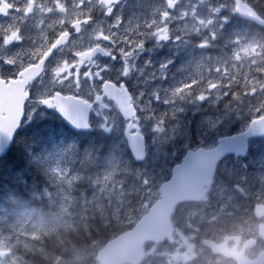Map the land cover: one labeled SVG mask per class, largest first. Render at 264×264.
I'll list each match as a JSON object with an SVG mask.
<instances>
[{
    "label": "clouds",
    "instance_id": "clouds-1",
    "mask_svg": "<svg viewBox=\"0 0 264 264\" xmlns=\"http://www.w3.org/2000/svg\"><path fill=\"white\" fill-rule=\"evenodd\" d=\"M66 3L67 0H63L61 7ZM118 3L119 0H96L93 8L111 17L119 26L123 19L114 11ZM176 3L178 0H172L169 7ZM261 23L264 24V21ZM23 40V34L18 32L8 46ZM49 47L50 43L45 41L31 56L36 63L45 60L41 70L29 82L30 95L34 92L38 101L54 95L57 90L70 89L76 83L72 78L76 73L71 72L70 66L57 63L52 67L51 54H47L46 58ZM231 59L241 63V66L248 65L243 82L233 77L232 88L228 91L218 86L214 93L211 89L207 93L204 89H196L190 94L189 98L199 103H203L200 100L203 95L216 112L215 121L205 117L198 125L203 135L212 133L231 119H243L249 113H252V119L257 118V113L264 116V34L249 35L235 41ZM5 63L14 68L18 65L16 57L6 58ZM26 66L20 64V70ZM216 83L219 85L220 82ZM148 135L145 133L146 137ZM178 138H182V130L177 132V136L170 137L161 120L151 129V141L145 140L143 157L121 149L119 156L109 154L97 159L93 164L95 170L86 173L82 181L88 189L94 190L93 198L85 199L82 193L71 213L67 209L62 210L67 218L62 225L63 232L55 237L57 247H48L52 238L49 231L37 232L31 241L17 236L10 243L0 245V264H95L98 236L131 222L137 214L143 216L149 202L153 206L159 202V189L146 167L150 150L164 144L175 146ZM97 192L102 195L96 196ZM194 202L199 208L184 211L182 216L177 215L176 206L169 209L172 231L158 238L162 248L155 245L145 247L139 264H169L168 254L171 253L179 254L180 264H219L221 258H228L230 249L223 239L229 234L228 228L245 217L260 220L256 209L264 208V157L260 158L258 165L251 166L245 161H240L239 167H229L216 161ZM20 232L23 235V229ZM213 239L217 241L215 247H206ZM250 239L255 241L254 248L264 250V235L254 233Z\"/></svg>",
    "mask_w": 264,
    "mask_h": 264
},
{
    "label": "rangeland",
    "instance_id": "rangeland-1",
    "mask_svg": "<svg viewBox=\"0 0 264 264\" xmlns=\"http://www.w3.org/2000/svg\"><path fill=\"white\" fill-rule=\"evenodd\" d=\"M181 2V6L185 7L186 9H191L196 7L199 3L202 5V7L199 9V14L198 16L200 17V19L198 20V40H197V49L199 50V52L197 53L198 55V64L196 67V74H197V86L194 89V91L196 89H204L205 92L207 93V91L209 89L212 90V92L214 93L215 90L217 89V87L219 86L220 88H222L223 91H228L229 88H232V83L231 81L233 80V77L239 79V71H235V66L240 65V71L242 68V71H248V65H243L241 66V63L236 62L234 60L231 59V54H229V56H227V54H224L223 56H221L220 53H216V54H210L208 51V55H205V51H203L202 49L205 48L203 46L204 43H208L210 41H212L213 36H215L214 34H209L205 32V28H210L209 25L213 24V21H216L217 19V15L220 14L222 11H224V4L223 3H219L218 6H216L214 3H212L211 1H208L207 3H205L204 0H180ZM204 23V24H202ZM237 40H242L243 38H246V36L243 34L240 38L238 36H236ZM196 46V45H194ZM231 60V61H230ZM196 61V62H197ZM230 61V63H228ZM188 64V63H186ZM226 66H228V68H226ZM231 68V69H230ZM241 71V72H242ZM209 77V78H208ZM217 81H219V85H217ZM211 82V83H209ZM237 87V85H236ZM190 86L187 85L184 90L181 89L179 91L178 94L175 93H171L169 94V97L171 98V100H174V98L177 96V102L184 99L185 97L188 98V95L191 94V92L187 91L186 89H189ZM200 100L203 102L208 103V101L205 99V97L203 95L200 96ZM175 101V100H174ZM203 103H199V102H194L193 103V108H192V112L195 114H200L201 118L198 120L197 124H196V131L194 133L197 134V139L199 140V143H203V146H207V145H211L213 144L216 139L219 137V135H217L218 133H220L222 131V129L224 127H226V125L228 127H231V125L233 124H240V121L237 119L235 121H228L227 124H223L222 126H218L217 130L213 131L212 133H209L207 135H203L199 130H198V125H200L201 121L205 118L208 117L210 118L212 121H215L216 119V114L212 116V114H207L206 111H200L198 112V110L200 109V106ZM208 106H210V104H207ZM184 114H189V109L187 108L186 110H184ZM173 113H175V115H173ZM166 116H173L169 118V122L170 124L174 123V119L177 117L178 115V111L177 110H166L165 111ZM105 123V119L102 122H97V124L100 127H105L108 131H112V130H116L118 127V124L116 122L110 121L111 124H104ZM242 123V122H241ZM182 125H186V124H182ZM143 128L149 132L151 134V125L149 123H145L144 125H142ZM164 126L167 129V135L170 137H174L177 136V132L179 130H177V127H174V125H167L164 124ZM145 133V132H144ZM184 136L183 138H178L177 142L175 144V146H173L172 144H167L170 145L169 149H164V148H168V146L163 147V145H158L154 148H152L151 151V155L150 158L146 164V167L149 169L152 179H153V183L155 184V186L157 188H159V186L162 183V180L167 176V171L170 170L172 168L173 163H177L178 162V156L181 155V151H183L184 149H189V144L190 142L193 140V132L192 130L188 133L185 132L183 133ZM182 134V135H183ZM187 136V138L185 137ZM36 141L37 142H42L43 141V135L38 133L36 136ZM193 142H195L193 140ZM118 156V155H117ZM260 156H257L256 158L251 157L249 158V164L250 165H258L260 162ZM238 161H233L230 162L228 164L229 167L238 164ZM53 169H58L56 165L53 166ZM0 174L1 176H4L5 178L8 177H15L17 178L18 181L23 182L24 187H30L32 185L29 186V181L26 179L25 177V172L20 170V169H16L13 166H8L5 169L2 170V168H0ZM68 176V174H64L61 170H56V176H55V183H59L60 187H59V195H60V201L58 203V208H60L59 212L56 213H48L49 218H45L39 221H31L29 223L27 222H22V226L20 227H15L18 223V221L20 220V218L18 216H16L15 213H8L5 210L0 209V245H4L7 243H10L12 241L11 237L14 236L15 234H17L23 227H25L26 231L25 234L27 235V240L29 241L30 236L35 237L37 232H40L42 229H45V227L47 225H49V223L51 221H55L58 222L59 224L63 225L64 221L66 220V216L63 214L62 210L63 209H67L68 210V198L70 196V194L73 191V182L68 180V178L66 177ZM35 185V184H34ZM36 189L33 187V191H35ZM13 193H10L13 197L17 196L19 198V200H22V192H21V188L19 186L14 187ZM152 202H149L146 206V209L149 208L151 206ZM197 207L195 206L194 209H196ZM5 209V208H3ZM54 209V208H53ZM189 209H192V206L189 205H184L180 208L179 212L177 213L178 215L182 216L184 211H187ZM69 213H71L72 211L69 210ZM44 226V227H43ZM250 224V228L252 229L253 232L256 231V227ZM19 230V231H18ZM175 253H171L169 254V256L171 258L174 257ZM179 261H180V257H179ZM220 264H228L224 261H222Z\"/></svg>",
    "mask_w": 264,
    "mask_h": 264
},
{
    "label": "water",
    "instance_id": "water-1",
    "mask_svg": "<svg viewBox=\"0 0 264 264\" xmlns=\"http://www.w3.org/2000/svg\"><path fill=\"white\" fill-rule=\"evenodd\" d=\"M6 125L7 122L0 118V156L7 151L11 140L3 130L7 127L10 129L17 128L20 126V120L18 119L14 126ZM255 131L259 133V130ZM248 134L249 133H246L238 137L242 139ZM226 145L236 150L240 145V141L232 138V140L226 142ZM213 156V151H201L199 154L194 155V157H189L183 165L176 167L174 173L175 182L171 181L163 186V192L166 199L160 201L156 206L157 209L153 212L155 216H158L159 214L162 216L161 223L163 229L157 234L158 238L161 235L172 231L171 223H168L167 221L170 216L169 209L178 201L195 198L199 194L201 187L197 188L196 185L203 182L204 179L206 181L208 177L207 169H210V163ZM202 172L205 174V178L202 176ZM150 217L151 215L147 216L136 231L128 233L117 241L109 243V245L99 253L98 258L102 263L119 264L120 262L129 261L133 264H137L143 253L142 247L140 246V240H143L145 236H148L147 226H149Z\"/></svg>",
    "mask_w": 264,
    "mask_h": 264
},
{
    "label": "trees",
    "instance_id": "trees-1",
    "mask_svg": "<svg viewBox=\"0 0 264 264\" xmlns=\"http://www.w3.org/2000/svg\"><path fill=\"white\" fill-rule=\"evenodd\" d=\"M62 129H63V127H62ZM34 131H35V129L29 130V127H28L27 131H23V134H27L28 137H33V140L36 141L37 132H36V134L34 136H31L30 135V133H33ZM38 133L42 134L43 131L40 130V132H38ZM48 134H49V132H48ZM24 136L21 138V142L22 143L24 142L26 144L27 142H32L30 138H28V141L26 142V137H24ZM15 149H13L10 154H8V156L6 158L7 160H11L12 158H15V157L21 158V160L23 159L24 150L23 149H17V150H15ZM0 190H1V187H0ZM1 199L2 198H1V192H0V201H1ZM112 231H113V229H112ZM112 231H111V233L109 231H106V232L102 233L100 236L97 237V239L98 240H101L103 243H105L110 238L109 236H111ZM51 239H52V242L54 244V247L56 248L57 247V244H58V241H56L55 237H52Z\"/></svg>",
    "mask_w": 264,
    "mask_h": 264
},
{
    "label": "flooded vegetation",
    "instance_id": "flooded-vegetation-1",
    "mask_svg": "<svg viewBox=\"0 0 264 264\" xmlns=\"http://www.w3.org/2000/svg\"><path fill=\"white\" fill-rule=\"evenodd\" d=\"M72 33H76L75 29H72ZM255 233H259V232L257 231ZM252 234H254V233L247 230V228H244L241 231H238L237 234L227 235L226 238H224V240H227L228 238H230L227 240L229 248L234 247L236 245V243L238 242L239 249H241L244 246H246L247 244H249V240H252V239H250V236ZM235 235H237L238 237L235 238ZM258 251H259V249H258ZM255 252H257V248H254V247L247 250V253L249 254V256H254Z\"/></svg>",
    "mask_w": 264,
    "mask_h": 264
},
{
    "label": "snow or ice",
    "instance_id": "snow-or-ice-1",
    "mask_svg": "<svg viewBox=\"0 0 264 264\" xmlns=\"http://www.w3.org/2000/svg\"><path fill=\"white\" fill-rule=\"evenodd\" d=\"M9 7H11V5H9ZM49 11H51V10H49ZM45 103H47V101H45Z\"/></svg>",
    "mask_w": 264,
    "mask_h": 264
},
{
    "label": "bare ground",
    "instance_id": "bare-ground-1",
    "mask_svg": "<svg viewBox=\"0 0 264 264\" xmlns=\"http://www.w3.org/2000/svg\"><path fill=\"white\" fill-rule=\"evenodd\" d=\"M44 227V226H43Z\"/></svg>",
    "mask_w": 264,
    "mask_h": 264
}]
</instances>
